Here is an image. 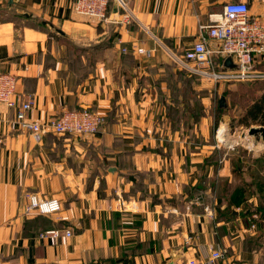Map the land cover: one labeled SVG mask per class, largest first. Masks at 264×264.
I'll use <instances>...</instances> for the list:
<instances>
[{
    "label": "crops",
    "instance_id": "crops-1",
    "mask_svg": "<svg viewBox=\"0 0 264 264\" xmlns=\"http://www.w3.org/2000/svg\"><path fill=\"white\" fill-rule=\"evenodd\" d=\"M229 2L264 21V0H130L108 23L77 15L74 0L0 4V63L20 104L36 101L26 119L82 109L104 119L94 136L37 142L18 107L0 103V264H211L216 250L214 264H264V221L248 214L264 200L230 194L212 119L192 113L214 97L181 64ZM33 194L62 211L27 214ZM57 230L73 234L40 237Z\"/></svg>",
    "mask_w": 264,
    "mask_h": 264
},
{
    "label": "built area",
    "instance_id": "built-area-1",
    "mask_svg": "<svg viewBox=\"0 0 264 264\" xmlns=\"http://www.w3.org/2000/svg\"><path fill=\"white\" fill-rule=\"evenodd\" d=\"M8 0H0L6 3ZM112 0H74V11L80 17L99 23L110 22L109 5ZM117 1V0H115ZM122 11L128 12L130 0H120ZM124 22L130 17L124 15ZM210 24L199 26V35L193 47L189 49L181 64L194 75L206 78L215 85L226 82H252L264 80V72L258 64L264 61V21L253 16L247 3L229 2L223 11L211 18ZM141 54L150 52L139 49ZM231 57L234 68H225L224 63ZM17 76L3 69L0 63V103L10 108L18 107L19 127L29 133L37 142L47 135L58 136H94L101 131L104 119L91 109L67 111L60 117L45 122L27 120L25 113L33 110L35 98L28 97L20 104L15 97ZM26 213L54 215L62 211L61 201L56 198H42L36 194L28 197ZM255 219H258L255 215ZM71 230L47 231L40 235L44 239H59L61 236H71ZM223 258L220 250L213 252L211 264ZM190 264H197L191 261Z\"/></svg>",
    "mask_w": 264,
    "mask_h": 264
},
{
    "label": "rangeland",
    "instance_id": "rangeland-1",
    "mask_svg": "<svg viewBox=\"0 0 264 264\" xmlns=\"http://www.w3.org/2000/svg\"><path fill=\"white\" fill-rule=\"evenodd\" d=\"M260 71L262 70L260 69ZM199 80L201 81V83H204V85H206L205 92H207L208 95H213V100L215 102L213 105L214 109H212V105H210L207 110L205 109L206 111L203 110L202 112H200V110L198 109V111H194L192 113L196 112L197 115L201 113V117L205 116V118H209V120L212 119V125L210 127L211 137L213 135L214 142L216 141L215 145L218 148L216 150L220 151V163L222 164L224 160L226 162L229 161V164L233 169L240 168L238 170H241L242 172L229 177L230 179L228 180V183L231 182L232 184V186H230L232 187L230 194L233 195L234 193H232V191L236 190L235 196H238L239 189L244 190L247 188L246 194L240 195V197H254L252 200L255 199V203H257L258 200L262 202L264 200V193L262 194V192L258 191V185L260 183H264V174H259V171H263V169H261V166H264L263 164H261L264 162V141H255V138L248 135V131L250 128L260 126L253 125L250 128H247L246 126L238 127L236 123H238L239 120H241L245 116V106L249 103V101L254 96H258V98L259 96H261L263 84L234 82L229 85L221 83L218 86V92H216L214 91L215 83H212L210 80H206V78L203 77H199ZM227 89H231L233 90V92L230 93V91V94L225 96L224 94ZM239 93L241 94V96L239 95ZM222 96L226 98V108L220 107L219 101ZM219 108L223 109L224 111L220 112ZM191 129L192 128H189V130ZM189 137H193L191 133H189ZM236 157H241L243 163L237 162V165L235 163L233 164V161ZM256 160H261L260 164H257ZM224 165L225 164H223V166ZM255 215L257 216V214ZM255 215L253 217L254 220H258V216V219H255ZM254 227L255 225H253V228Z\"/></svg>",
    "mask_w": 264,
    "mask_h": 264
},
{
    "label": "trees",
    "instance_id": "trees-1",
    "mask_svg": "<svg viewBox=\"0 0 264 264\" xmlns=\"http://www.w3.org/2000/svg\"><path fill=\"white\" fill-rule=\"evenodd\" d=\"M115 0H112L110 5H109V12H111V9H112V5H113V2ZM256 67H258L259 69L262 70V72H264V61L261 62L260 64H258ZM231 83H234V82H226L224 84H231ZM246 83V82H244ZM248 83H262L263 84V90L262 91V94L261 96H254L250 101L249 103L245 106V111H244V114L245 116L239 120L238 123H236L239 126H246L247 128H250L251 126L253 125H257V126H264V80L263 81H252V82H248ZM231 91V92H230ZM233 92V90L231 89H227V91L225 92V96L230 94V93ZM235 94V93H234ZM239 95L241 96V94L239 93ZM257 95V94H256ZM228 98V97H227ZM219 111L222 112L224 111L223 109H220L219 108ZM237 162H242L243 161L241 160V157H236L233 161V164L235 163L237 165ZM257 164H260L261 160H256ZM264 165V162L261 163ZM264 168V166H261ZM240 169V168H238ZM237 168H234L233 169V172L235 174H239V173H242L241 170H238ZM239 195L235 196L237 198V200L241 201V202H246L247 199L249 198H243V197H240V195H245L246 192H247V188L246 189H239ZM258 191L259 192H262V194L264 193V183H260L258 185ZM261 194V193H259ZM252 208V207H251ZM251 208H248L250 209L249 210V213L250 215H252V222H251V226L254 223H256V225L258 224L260 229H263V225H262V222L264 221V209H261L260 207L257 206L256 210H255V213L254 214H257V216L260 218L258 220H254L253 218V213L251 211Z\"/></svg>",
    "mask_w": 264,
    "mask_h": 264
},
{
    "label": "water",
    "instance_id": "water-1",
    "mask_svg": "<svg viewBox=\"0 0 264 264\" xmlns=\"http://www.w3.org/2000/svg\"><path fill=\"white\" fill-rule=\"evenodd\" d=\"M10 1L12 2L13 0H10ZM121 13H122L121 1L120 0L114 1L111 15H110V20L114 22L118 21ZM224 67L229 68V69L235 67L231 57L225 60ZM219 102H220L219 104L221 108L227 107L226 98L224 96L221 97ZM248 135L255 138V141H258V140L264 141V126L250 128L248 131Z\"/></svg>",
    "mask_w": 264,
    "mask_h": 264
}]
</instances>
